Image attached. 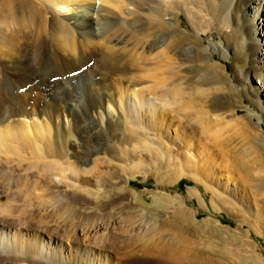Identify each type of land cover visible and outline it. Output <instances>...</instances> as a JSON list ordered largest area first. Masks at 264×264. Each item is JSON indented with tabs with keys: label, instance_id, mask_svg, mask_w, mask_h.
<instances>
[{
	"label": "rangeland",
	"instance_id": "1",
	"mask_svg": "<svg viewBox=\"0 0 264 264\" xmlns=\"http://www.w3.org/2000/svg\"><path fill=\"white\" fill-rule=\"evenodd\" d=\"M96 1L94 0V3H98ZM190 1L191 3L195 2L198 12L192 14V21L195 20V25L200 29L202 28L201 31L209 29V31L214 33L204 34L198 31V34H195L194 29L190 27L187 16L182 14L178 18L180 28L189 35H198L197 38L201 39L202 46L207 49L208 54L213 58L212 62H217L222 70L224 69V73L231 79L233 59H220L219 55L213 53V47L210 45V40L215 42L223 40L222 36L216 32L217 23H215L216 20L213 13H211V4L206 0ZM120 2L122 3H120V9L125 8L126 6L124 5H127V2L125 0ZM121 6L124 7L122 8ZM38 8L43 13V8ZM55 10V17L58 16L57 18L60 19L70 13L67 9L59 10L58 12H55ZM119 14L121 13L119 12ZM47 17L49 16L47 15L46 19ZM176 20L177 17L175 23ZM167 37L168 42L166 41L165 43H169V46H172L170 41L173 38L171 39V36ZM181 41H179L181 47H186L190 44L188 39ZM30 43L28 42L29 46H36L34 41H30ZM164 45L166 46V44ZM179 45L178 47H180ZM165 46H161V49L158 47L152 53L147 54L149 57V60L145 62L147 68L153 66L150 65V62L153 64L151 59L156 52L158 54ZM173 47H175V44ZM71 53V55L76 54ZM0 56L3 55L0 54ZM3 58L4 56L0 57V66L2 67L12 59L10 57ZM174 60L175 62L172 63L175 66L182 63L181 61L180 63L176 62L178 61L176 59ZM188 62H183L180 65L181 70H179L180 67L174 66L177 69L174 68V71L179 72V75H177L175 71V75H177V79L178 76L180 77L178 81L182 82L183 88H187V83H190V88L188 86L187 89L196 88V90L193 88L190 91L192 93L190 97L192 101L189 97L183 98L184 100L186 99V102L184 101L185 106L187 105L186 103H190L192 106L189 107L190 105H188L189 108L184 106L180 114L177 115L178 118L174 114H171L172 116L167 114V122L164 121L165 124L163 125L165 129L162 130L163 132L156 133V139L159 141L154 140L155 136L153 135V137L152 134H149L146 138L141 137L139 139V142L147 146L144 144L138 146V144L134 143L140 149H136L137 147L135 146V148L131 149L132 145L126 144L125 147L122 145V147L116 148V154H112V157L111 155L109 158L108 156H101V158L99 157L101 160L95 157L91 158V160L86 154H82L81 151L77 152V149H74L73 146L72 148L70 147L69 144L73 141L74 143L78 142L77 137L74 136V128L71 127L69 118L64 115L62 117V114H60V118L56 120L55 125L49 123V128L52 136L58 133L61 134V130L65 136L66 133L68 134L66 148L68 154L67 158L63 159L65 162L61 161L64 166L61 165L60 169L66 168L67 164L71 162L73 168L70 169V173H73L70 174L69 170H67L66 179H63L56 187L46 193L43 182L48 184L50 181L60 179L58 178L59 176L57 178L55 176L56 179L49 174L41 177L42 173L40 174L36 171L37 169L32 168L31 170L27 164L25 167V163L24 165L21 163L17 164V161H11V159L5 161V166L8 165V167L4 166V170L14 169V180L10 179L11 181L26 177L28 180L30 179L31 185L34 182H38L42 186H39L35 194L38 195L39 193L38 196L45 201L49 199L47 200L48 204L46 203L47 206L38 207L35 199L33 207L28 208V210L27 208L24 209L23 203H21L23 202L24 194L18 191L16 182L12 183L9 181V184L10 182L11 184L8 186V183L0 181V209L6 205L13 208L9 214L10 216L6 213L3 214L4 216L0 214V220H2L0 221L1 240L5 243L6 238L7 240L12 238L10 241L13 242V239L18 235L20 242L22 243L21 239L24 242L22 245L18 242L20 245L14 250L9 249V251H5L6 247L0 246V264H264V187H260V183H264V118L261 123H258L256 118L252 120V124L259 126L260 133H262L258 141L254 137H250L255 130H245V132L239 130L232 122L235 115L242 117L247 114V109L260 115L257 107L245 99L242 93L243 86L236 85V82L231 79L232 83H228V85L231 87L234 85L237 91V95L233 94L231 87L229 88L226 84L223 85L224 82L220 81L218 83L217 81L206 79L203 75L204 70L198 65L199 62L198 64H196V61L195 63L194 61L192 63L191 61ZM139 73L137 72L136 74L138 75ZM169 78L171 77L168 76L167 79L169 80ZM142 80L139 81L140 85L137 82V89L142 88L143 84L144 86L148 83L152 84V82L147 81L149 80L148 78L145 81L143 80V82ZM171 80L175 82V78ZM170 81L167 83L171 84L172 81ZM125 82L130 83L132 81L125 80L124 84ZM114 83L117 82L114 81ZM132 83L130 84L132 85ZM252 86L257 87L253 80ZM35 94L37 95V93ZM228 94L233 95L232 101H230L233 105L231 108H228L225 104L227 102L226 97H229ZM261 94L263 96V93ZM261 94L259 98L264 100ZM36 95L31 94L33 99L29 97L24 105V113L18 117L20 120L18 121L15 118L17 122L22 120V122L29 124L31 121L29 126L38 125L39 123L42 126L48 124L49 121L46 115H42L41 109L42 103L47 105L48 102H44L43 93H38V97H35ZM149 97L152 98L153 95H149ZM216 104L218 106H215ZM105 107H107L108 111L109 109L111 110V106L106 105ZM235 109H238L237 113ZM28 110L30 113L27 112ZM110 112L114 114L113 108ZM173 115L176 118H173ZM35 119H37V122ZM42 120L45 121L42 122ZM60 128L63 129L60 130ZM243 132L245 133L244 135L247 134L245 137L242 135ZM213 139L214 141H212ZM146 140L148 142L152 140L151 144ZM157 143H159V147L161 146L160 149L154 147L155 145L157 146ZM143 146L148 147L146 153L143 152L146 149ZM127 147L133 150V153H138V155L135 153L132 156L130 154L131 150ZM122 148H125L124 151L122 150L125 153L121 151ZM157 148L159 152L156 150ZM150 149L151 151L154 149L155 152L153 151V153L156 154L158 152L160 156L155 158L158 153L152 156L153 153L152 155L149 153ZM168 149L169 151H167ZM117 150L121 151L122 155ZM127 151L128 153L126 154ZM165 152L170 153L168 157L166 156L168 153L166 154ZM143 153L144 156L147 155L144 157ZM123 158H127V160L129 158L128 163ZM67 159L69 162H67ZM137 159H141L143 164ZM131 164H135L134 168L137 167L138 169L135 168L137 169L135 170ZM18 165H23V167H18ZM40 165L43 166L42 164ZM122 166L125 169L121 168ZM175 167L177 170H175ZM179 167L181 169H178ZM78 168L80 171H78ZM42 169L45 170L43 167ZM90 169L89 173L88 170ZM130 169H133L134 172H131ZM25 170L28 171L26 172ZM120 170L123 172H119ZM124 171H126L125 174ZM37 172L38 175L36 174ZM99 174L102 175L96 177ZM72 177H76V182L70 180ZM76 183L78 184L76 185ZM74 186L77 188H74ZM11 193L17 196L14 195L13 197ZM43 194L45 196L47 194V196L45 197ZM15 197L16 199H14ZM55 197L57 200L62 199L61 203L70 208V213L64 215L56 214L54 211V203L57 201L56 199L54 200ZM50 199L54 201L52 202ZM10 201H14L12 202L13 204ZM8 204L12 205L9 206ZM71 208L73 209L72 211ZM28 211L30 215L32 214L31 216L28 215ZM27 219L31 224L30 222L28 224ZM26 221L27 224H24ZM26 242H30L33 246V242H35L38 246L43 247V253L45 254L47 250L48 256H40L34 253V250L30 251L28 249L30 247H27ZM36 252H40V248ZM51 253L52 255L50 256Z\"/></svg>",
	"mask_w": 264,
	"mask_h": 264
},
{
	"label": "bare ground",
	"instance_id": "2",
	"mask_svg": "<svg viewBox=\"0 0 264 264\" xmlns=\"http://www.w3.org/2000/svg\"><path fill=\"white\" fill-rule=\"evenodd\" d=\"M97 1L98 3H94V0H0V54L4 56L3 59L5 57L12 58L11 60L9 59V63L5 61L7 64H1L3 67L0 66V181L6 182V184L8 183V186H10L11 182H16V188L21 194H24L23 202H21L23 203L22 206L24 209L27 208L28 210V208L33 207V201L35 199L37 200L38 207L44 206L46 203L48 204L47 200L49 198L45 201L38 196L39 193L38 195L35 194L39 186H42L38 182H34L31 185L30 179L28 180L26 177L11 181L10 179H13L14 169L4 170L5 161L11 159V161H17V164L21 163L24 165L25 163V167L27 164L31 170L32 168L37 169L36 171L40 174L42 173L41 177H45V174L53 175L54 178L55 176L56 178L59 176L58 178L60 179L52 182L49 180L50 183L48 184L43 182L46 193L53 187H56L63 179H66L65 174L68 173L67 170L70 173L73 165L67 159L69 163L67 166L65 165L66 168L60 169V166L64 164L61 161L63 159L65 160V157L67 158L68 134L66 133V136L62 134L61 129L63 128H60L61 134L58 133L52 136L51 129L49 128V123L55 125L56 120L60 118V114H62V117L64 115L69 118L71 127L74 128V136L77 137L78 142L74 143L73 141L69 144L70 147L72 148L73 146L74 149H77V152L81 151L82 154H86L90 159L94 157L98 159L101 156H108L109 158L110 155L112 157L116 148L122 147V145L125 147L126 144H129V146L132 145L131 149L135 147H137L136 149H140L138 146L144 143L139 142V139L141 137L146 138L149 134L154 135V140L159 141L156 139V133L165 129L163 125L165 124L164 121L167 120V114L179 115L185 106L184 101L186 99L184 100V97H189L192 101L190 98L192 93L190 91L194 87L187 89L188 86L190 88V83L186 84L188 85L187 88L184 83L185 88H183L182 82L180 83L178 81L180 77L178 76V79L176 78L179 72L176 71L177 69L175 67L178 66L180 67L178 69L181 70L180 65L183 62L187 63V61H191L192 63L194 61L195 63L196 61V64L199 62L198 65L204 70L203 75L206 79L214 82L217 81L218 83L220 81L224 82L223 85L232 83L231 79H233L236 85H242V93L245 99L257 107L260 115L252 113L247 109L246 115L242 117L235 115L232 122L239 130L244 132L245 130H255L252 136L247 131L246 133L250 137H254L256 141H258L259 136L262 134L260 133L259 126L252 124V120L256 118L258 123H261L264 118V100H260L259 98L260 94L263 93V96L262 94L261 96L264 99V0H206L211 4V13H213L214 19L216 20L215 23H217L216 32L223 39L218 42L210 40V45L213 47V53L219 55L220 59H233L231 79L224 73V69L222 70L217 62H212L213 58L208 54L207 49L202 46L201 39L197 38L198 35H189L180 28L178 18L182 14L187 16L190 27L194 29L195 34H198V31L204 34L213 32L209 31V29H206L207 31H201L202 28L200 29L195 25V20L192 21V14L197 12L195 2L191 3L190 0H125L127 5L124 6L126 7L123 8L124 6H121L123 9H120V1L122 0ZM38 7L43 8V13ZM54 9H56L55 12L67 9L70 13L60 19L57 18L58 16L55 17ZM117 11L124 16H121V14L118 15L119 12L116 13ZM47 15L49 17L46 19ZM176 17L177 20L175 23ZM167 36H171V39L173 38V40L169 39L171 40L170 44L172 46H169V43H165L168 39ZM183 39H188L190 44L186 47H181L179 41ZM30 41H34L36 46H29L31 44ZM174 44L175 47H173ZM161 46H165L166 51L165 48H162L163 52H161ZM158 47H160V51L158 54L156 52L151 59L153 64L150 62V65L153 66L147 68L145 65V62L149 60L147 54L152 53ZM71 52L76 54L71 55ZM174 59L178 60L176 62L180 63L181 61L182 63L175 66L173 64L175 62ZM174 68L176 69L177 75H175ZM137 72L141 74L139 73L137 75ZM168 76L171 77L169 80L167 79ZM146 78L151 79L152 81H147L152 82V84L147 82L148 84L144 86L142 83L143 87L137 89L138 83L139 85L141 84L139 81L142 79L145 81ZM173 78H175V82L171 80ZM125 80H131L133 82H130L132 85L127 82H125V85ZM167 80H171L172 83L168 84ZM252 80L257 84V87L252 86ZM114 81L118 84L114 83ZM149 84L151 85L148 86ZM194 89L196 90V88ZM231 89L232 93L237 95L234 85ZM186 90L189 91L186 92ZM35 93L37 95L38 93H43L44 98H41L44 99V102H48L47 105H43L44 103H42L41 106L42 115H46L49 121L48 124L42 126L39 123L38 125L29 126L31 121L29 124L22 122V120L21 122H17L18 117L22 116L25 111L24 105L29 97H31V94L36 95ZM37 95L35 97H38L40 94ZM149 95H153V97L150 98ZM232 96L230 94L229 97H226L227 102L224 101L228 108L233 107L232 103H230ZM251 97L252 99H250ZM186 104L185 108L190 105V103ZM106 105L111 106V110L113 108L114 114L110 112V109L108 111L107 107H105ZM215 106L218 105L216 104ZM237 111L238 109H235L236 113ZM174 115L173 118H176ZM15 118L17 119L15 120ZM35 120L37 122V119ZM244 132L242 135L245 134ZM246 140L248 141V139ZM146 141L148 142V140ZM151 141L149 140L150 143H148L151 144ZM134 143L138 144V146ZM158 144L154 147L160 149L161 146L159 147ZM127 148L129 149V147ZM144 148L146 149L143 152L146 153L148 147ZM158 148L156 150L159 152ZM124 149L122 148L121 151H124ZM154 149L152 151L151 149L149 150L151 155ZM121 151L118 152L121 154L123 152ZM132 151L130 154L133 156L136 152L134 151L135 153H133ZM157 153H153L152 156L157 155ZM165 153L167 154L168 152ZM136 154L138 155V153ZM169 154L166 156L168 157ZM159 156L160 154L158 153L155 158ZM120 157L122 158V156ZM167 157L164 158L168 159ZM114 158L116 157L114 156ZM124 158L123 160L128 163L129 158L128 160ZM152 159L154 160L153 157ZM64 160L63 162H65ZM106 160L108 159L106 158ZM138 161H141V159ZM72 163L74 164V162ZM23 165H18V167H23ZM134 165L131 164L133 168ZM5 167H8V165ZM178 169L181 168L179 167ZM25 171L27 172L28 170ZM78 171H80L79 168ZM90 171L91 169L88 170L89 173ZM132 171L134 172L133 169ZM38 172L36 173L37 175ZM119 172L123 171L120 170ZM131 172L129 171L130 175ZM101 175H96V177ZM107 177L109 178V176ZM75 178L72 177L70 180L76 182ZM9 181H11L10 184ZM263 185L264 183H260L261 188L264 187ZM16 194L12 195L11 193L13 197ZM40 196L42 195L40 194ZM55 199L57 200L56 197ZM61 200L58 199L54 203V211L56 214L64 215L70 213V208L61 203ZM10 202L12 203L14 201ZM12 204L8 205L11 206ZM11 207L7 205L3 206L0 209V214L3 215L6 213L9 215L13 209ZM28 215H30V212ZM27 221L24 224H27ZM0 233L2 234L1 231ZM10 240L6 238L4 243L0 237V246L6 247L5 251H9V249L14 250L18 245L24 244L22 239V243L20 242L18 235L13 239V242ZM28 243L26 242V245L30 247L28 248L30 251L34 250L33 252L40 256H48L47 250L45 254L43 253V247L38 246L35 242H33L34 246L30 242ZM39 248L40 252H36Z\"/></svg>",
	"mask_w": 264,
	"mask_h": 264
}]
</instances>
